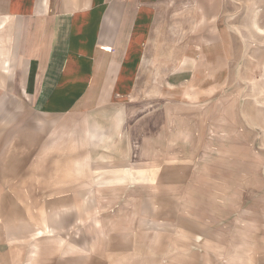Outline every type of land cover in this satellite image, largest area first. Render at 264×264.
Returning a JSON list of instances; mask_svg holds the SVG:
<instances>
[{"label":"crops","instance_id":"crops-1","mask_svg":"<svg viewBox=\"0 0 264 264\" xmlns=\"http://www.w3.org/2000/svg\"><path fill=\"white\" fill-rule=\"evenodd\" d=\"M161 1L0 0V264H162L209 232L178 217L184 177L147 175L131 140ZM183 57L170 86L193 77Z\"/></svg>","mask_w":264,"mask_h":264},{"label":"rangeland","instance_id":"rangeland-1","mask_svg":"<svg viewBox=\"0 0 264 264\" xmlns=\"http://www.w3.org/2000/svg\"><path fill=\"white\" fill-rule=\"evenodd\" d=\"M161 3L156 46L136 81L140 99L130 103L131 140H145L147 175L184 177L173 198L178 217L193 207L195 224L209 225L192 244H170L162 264H264V0ZM185 54L193 77L170 86L179 70L171 59ZM217 70L219 85L210 77Z\"/></svg>","mask_w":264,"mask_h":264}]
</instances>
